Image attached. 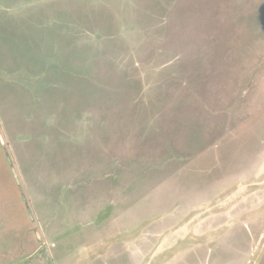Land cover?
I'll use <instances>...</instances> for the list:
<instances>
[{
    "label": "rangeland",
    "instance_id": "374dc122",
    "mask_svg": "<svg viewBox=\"0 0 264 264\" xmlns=\"http://www.w3.org/2000/svg\"><path fill=\"white\" fill-rule=\"evenodd\" d=\"M0 264H264V0H0Z\"/></svg>",
    "mask_w": 264,
    "mask_h": 264
},
{
    "label": "flooded vegetation",
    "instance_id": "af4514ba",
    "mask_svg": "<svg viewBox=\"0 0 264 264\" xmlns=\"http://www.w3.org/2000/svg\"><path fill=\"white\" fill-rule=\"evenodd\" d=\"M10 160L12 161V159L10 158ZM12 163V162H11ZM13 171H14V173L16 172V169L15 168H13ZM15 177L17 178V181H18V183L20 182V179L18 178V174L16 175V173H15ZM39 232L37 231V234H38Z\"/></svg>",
    "mask_w": 264,
    "mask_h": 264
},
{
    "label": "crops",
    "instance_id": "0c3cea01",
    "mask_svg": "<svg viewBox=\"0 0 264 264\" xmlns=\"http://www.w3.org/2000/svg\"><path fill=\"white\" fill-rule=\"evenodd\" d=\"M135 239H132V242L134 243ZM124 244V243H123Z\"/></svg>",
    "mask_w": 264,
    "mask_h": 264
},
{
    "label": "water",
    "instance_id": "95a60500",
    "mask_svg": "<svg viewBox=\"0 0 264 264\" xmlns=\"http://www.w3.org/2000/svg\"><path fill=\"white\" fill-rule=\"evenodd\" d=\"M16 173V175H17V172H15Z\"/></svg>",
    "mask_w": 264,
    "mask_h": 264
}]
</instances>
